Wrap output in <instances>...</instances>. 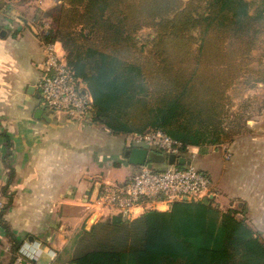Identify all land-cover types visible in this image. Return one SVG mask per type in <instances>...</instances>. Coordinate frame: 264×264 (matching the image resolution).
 Masks as SVG:
<instances>
[{
    "label": "trees",
    "instance_id": "obj_1",
    "mask_svg": "<svg viewBox=\"0 0 264 264\" xmlns=\"http://www.w3.org/2000/svg\"><path fill=\"white\" fill-rule=\"evenodd\" d=\"M40 11L50 21L42 38L62 42L92 93V119L115 134L162 129L202 147L247 129L231 90L264 83L253 55L264 0H58ZM144 27L155 32L147 48L137 37ZM10 202L0 224L14 264L24 241L5 218ZM237 213L215 196L135 217L113 213L82 225L54 264H264V239Z\"/></svg>",
    "mask_w": 264,
    "mask_h": 264
},
{
    "label": "crops",
    "instance_id": "obj_2",
    "mask_svg": "<svg viewBox=\"0 0 264 264\" xmlns=\"http://www.w3.org/2000/svg\"><path fill=\"white\" fill-rule=\"evenodd\" d=\"M56 3L0 0V209L11 200L5 218L14 233L24 242H41L35 258L18 262L16 257L14 264H54L48 248L58 253L92 217H107L110 210L103 216L94 202L102 181L110 180L104 170L121 162L126 165L124 158L128 159L126 134L117 153L93 119L80 123L41 102L38 83L45 51L38 14ZM42 105L46 116H37ZM258 111L248 118L242 134L210 150L225 145L232 153L224 168L217 169L215 184L224 183L226 192L219 196L216 191L215 197L228 206L239 204L249 214L261 213L264 220V107ZM134 167H128L124 179ZM115 175L122 174L117 170ZM11 245L0 224V264L12 259Z\"/></svg>",
    "mask_w": 264,
    "mask_h": 264
},
{
    "label": "built area",
    "instance_id": "obj_3",
    "mask_svg": "<svg viewBox=\"0 0 264 264\" xmlns=\"http://www.w3.org/2000/svg\"><path fill=\"white\" fill-rule=\"evenodd\" d=\"M44 23L42 33L50 25L49 19H45ZM43 47L45 57L40 64L42 73L38 83L41 102L51 110L64 111L69 118L80 123L91 120L92 93L86 82L75 75L68 65L62 42L43 39ZM126 145L130 148L143 146L166 156L175 154L177 157L185 155L189 158L196 154L195 148H199L168 135L162 129L127 133ZM230 155V151L225 149V156ZM215 195V183L209 174L193 163H175L156 169L145 162L135 164L131 174L124 180H103L94 202L101 214L110 210L107 212L109 215L122 213L126 217H135L148 208L168 209L173 201L185 197L202 200ZM40 247V241H25L19 249L17 261L35 258ZM48 252L52 259L56 258L57 251L54 248H48Z\"/></svg>",
    "mask_w": 264,
    "mask_h": 264
},
{
    "label": "rangeland",
    "instance_id": "obj_4",
    "mask_svg": "<svg viewBox=\"0 0 264 264\" xmlns=\"http://www.w3.org/2000/svg\"><path fill=\"white\" fill-rule=\"evenodd\" d=\"M57 2H58V0H57ZM45 16H47V15L43 14L41 11L39 12L38 21H40V25L42 27H45L44 26L45 25L44 20L49 18L48 16L47 17H45ZM46 27L48 28L49 26H46ZM262 35H264V31L260 34L259 39L257 41V45H256L255 49L253 50L254 59H257L254 62V65H261V62L263 65V63H264V36H262ZM154 36H155V32H154V29L152 27H144L141 30H139V32L137 34V37L140 40V44L143 45L145 48H147L151 44V40ZM65 56H66V51H65ZM259 83L261 85H263V86H259L260 89H257L258 83L256 86H253V87H247V86H245V84L243 82L237 83V85L234 87V89L232 91L233 100H234L233 105L235 106V107H233L234 110L241 107L248 118H250L251 116H256L258 114V112H259L258 108H260V106L264 107V98L263 99L261 98V94L264 92V83L263 84L261 82H259ZM248 89H252L251 90L252 95L249 94V96H246ZM244 100H246V101H244ZM94 122H96V124H95L97 126L96 129H98L99 133L103 134V135H105V137H107V139H108L107 145H111V148L115 149V151H117V153H118L119 150L121 149V147L124 146V134H117L119 136H116L114 134L112 135V134L108 133L107 131H105L106 129L107 130L109 129V127L107 125H105L101 122H98V121H94ZM101 127L104 128L105 130H103ZM110 132L114 133L111 130H110ZM243 132H241L240 134H242ZM240 134H238L237 136H239ZM237 136H235L234 139ZM110 139H114L115 142H113ZM232 140H227V141H224L221 143H216V144H226L227 145V142H231ZM117 141H118V145L116 144ZM212 145H215V144H207L205 146L195 148V149H197V152L194 155L192 154L191 157L193 159L194 164L197 167H199L200 169L207 172L209 174V176L211 177V179L213 180V182L215 183L217 181V177H218L217 176V171H218L217 169L224 168L225 162L230 159V157L232 156V153L229 157H226L225 156V149H226L225 145H222L220 149H216L215 152H214V150H212V151L210 150V146H212ZM121 155H122V153H121ZM118 158H120V155H118ZM124 160H125L126 165L121 162V163H119L117 168H116V166H112L113 168L106 167L104 170L105 179H110L111 181L124 180V177H126V170L128 169L129 166H131V165L133 166V163L128 162L129 159L124 158ZM153 164H154L156 169L166 168L167 166L170 165L168 163L167 159L162 160V161H154ZM117 170L120 171V173L122 174V175H120L121 176L120 178L115 177L116 176L115 171H117ZM215 189L217 192H219V196H222V194H224V192H226V188L224 186V183H223V186L216 183ZM219 199L216 198L218 205H220L222 208L227 209L230 207V206H228L227 201L219 200ZM222 199H224V198H222ZM7 200H8V198H7ZM222 201H225V202H222ZM6 203L7 202L3 203V206L1 208H3ZM233 207L238 211L237 214L239 216L247 218V221L256 229V231L264 239V220L260 219L261 213L256 212V213L249 214V211L246 212L244 207H242L239 204H237ZM107 215L108 214H104L103 216H107ZM98 219H99V217L91 218L92 225Z\"/></svg>",
    "mask_w": 264,
    "mask_h": 264
},
{
    "label": "water",
    "instance_id": "obj_5",
    "mask_svg": "<svg viewBox=\"0 0 264 264\" xmlns=\"http://www.w3.org/2000/svg\"><path fill=\"white\" fill-rule=\"evenodd\" d=\"M3 33H5V31H3ZM37 116H46L45 113V107L42 105L37 109L36 112ZM128 159L131 163L133 164H143L145 162L148 163V165L150 167H153L154 161H162L167 159L169 164H182V165H188L192 163L191 158L185 156V155H181L179 157H177L175 154H170L168 156H166L164 153H160L157 152L155 150H149L146 147L143 146H133L130 148V151L128 152ZM184 199H189L188 197H185ZM96 216L92 217L95 218ZM91 219L90 222L88 223V225L86 226V228H91Z\"/></svg>",
    "mask_w": 264,
    "mask_h": 264
}]
</instances>
